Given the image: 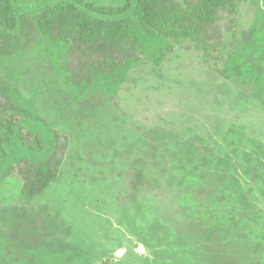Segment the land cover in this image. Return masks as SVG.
<instances>
[{"label":"rangeland","instance_id":"374dc122","mask_svg":"<svg viewBox=\"0 0 264 264\" xmlns=\"http://www.w3.org/2000/svg\"><path fill=\"white\" fill-rule=\"evenodd\" d=\"M64 1L13 6L34 19ZM237 18L226 49L205 54L129 12L142 60L81 87L61 69L63 42L0 60L18 127L42 144L5 149L0 264H264V0H244ZM53 130L70 141L59 179L23 200L5 172L45 157Z\"/></svg>","mask_w":264,"mask_h":264},{"label":"trees","instance_id":"16d2710c","mask_svg":"<svg viewBox=\"0 0 264 264\" xmlns=\"http://www.w3.org/2000/svg\"><path fill=\"white\" fill-rule=\"evenodd\" d=\"M20 1L0 0V60L29 51L42 39L63 42L67 51L61 69L74 86L81 87L142 60L143 44L125 21L127 13L132 12L149 34L188 39L205 54H214L226 49L225 37L236 29L244 0H128L118 8L65 0L34 19L25 13L17 18L13 3ZM163 57L161 51L155 59L157 65ZM19 93L17 87L0 85V165L6 161V147L16 142L31 151L42 147L37 137L28 139L27 134H32L20 129L15 120L20 111L12 99ZM69 146V138L53 130L45 157L24 156L8 167L6 176L22 179L23 200L39 197L58 181Z\"/></svg>","mask_w":264,"mask_h":264}]
</instances>
